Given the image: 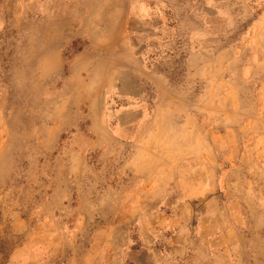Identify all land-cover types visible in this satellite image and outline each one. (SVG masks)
Wrapping results in <instances>:
<instances>
[{
    "label": "rangeland",
    "instance_id": "obj_1",
    "mask_svg": "<svg viewBox=\"0 0 264 264\" xmlns=\"http://www.w3.org/2000/svg\"><path fill=\"white\" fill-rule=\"evenodd\" d=\"M0 264H264V0H0Z\"/></svg>",
    "mask_w": 264,
    "mask_h": 264
}]
</instances>
